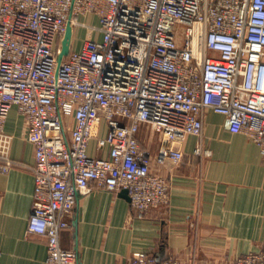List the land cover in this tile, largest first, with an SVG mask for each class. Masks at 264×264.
I'll use <instances>...</instances> for the list:
<instances>
[{
	"label": "built area",
	"instance_id": "obj_1",
	"mask_svg": "<svg viewBox=\"0 0 264 264\" xmlns=\"http://www.w3.org/2000/svg\"><path fill=\"white\" fill-rule=\"evenodd\" d=\"M97 17L100 39L59 58L68 25ZM12 107L34 146L27 233L46 239L47 264H78L60 232L72 226L78 195L96 183L126 189L143 218L170 201L167 178L151 170L141 124L160 136L155 160L179 165L187 135L203 136L214 111L264 158V0H0V170ZM96 140L107 156L89 154ZM194 153L210 151L196 146ZM126 264H183L138 251ZM233 264H264V250Z\"/></svg>",
	"mask_w": 264,
	"mask_h": 264
},
{
	"label": "crops",
	"instance_id": "obj_2",
	"mask_svg": "<svg viewBox=\"0 0 264 264\" xmlns=\"http://www.w3.org/2000/svg\"><path fill=\"white\" fill-rule=\"evenodd\" d=\"M86 22L98 24L93 14L79 16L72 50L85 39H100V32L87 26L85 37L75 41ZM4 130L11 136L8 156L15 163L7 172L0 170V264H47L46 239L27 233L34 146L16 107ZM138 137L151 170L168 179L170 201L137 218L121 190L94 183L90 192L78 195L72 226L60 232L61 245L77 251L78 264H126L138 251L183 264H233L240 255L264 250V158L256 143L229 131L225 117L211 110L204 116L202 138L187 135L180 143L184 158L177 166L156 162L160 136L151 125L141 124ZM199 144L210 154L194 153ZM89 154L103 157L107 150H98L92 139Z\"/></svg>",
	"mask_w": 264,
	"mask_h": 264
},
{
	"label": "water",
	"instance_id": "obj_3",
	"mask_svg": "<svg viewBox=\"0 0 264 264\" xmlns=\"http://www.w3.org/2000/svg\"><path fill=\"white\" fill-rule=\"evenodd\" d=\"M71 38H72V29L71 26L68 25L67 27V31L65 33V37L63 40V47H62V51L59 55V58L63 57L64 55H67L69 50H70V43H71ZM121 195L126 198L127 200L130 201L129 195H128V191L126 189H122L121 190Z\"/></svg>",
	"mask_w": 264,
	"mask_h": 264
},
{
	"label": "rangeland",
	"instance_id": "obj_4",
	"mask_svg": "<svg viewBox=\"0 0 264 264\" xmlns=\"http://www.w3.org/2000/svg\"><path fill=\"white\" fill-rule=\"evenodd\" d=\"M89 25H91V22H86L85 24H80L79 25V31H76V34H75V41H80V40H82L84 37H85V35H86V33H85V31L87 30V26H89Z\"/></svg>",
	"mask_w": 264,
	"mask_h": 264
}]
</instances>
